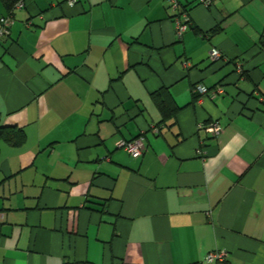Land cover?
Segmentation results:
<instances>
[{"label":"crops","instance_id":"1","mask_svg":"<svg viewBox=\"0 0 264 264\" xmlns=\"http://www.w3.org/2000/svg\"><path fill=\"white\" fill-rule=\"evenodd\" d=\"M176 2L0 0V264H264V0Z\"/></svg>","mask_w":264,"mask_h":264},{"label":"built area","instance_id":"2","mask_svg":"<svg viewBox=\"0 0 264 264\" xmlns=\"http://www.w3.org/2000/svg\"><path fill=\"white\" fill-rule=\"evenodd\" d=\"M75 2V0H68V3L72 5ZM201 3L204 5H209L210 0H200ZM23 5L22 1L18 2L16 4V7H21ZM171 6L173 7H178V3L176 0H171ZM188 16L187 15H181L176 17L175 21V33L176 37L180 38L183 34V32L187 29V24H188ZM12 23V17L9 15L1 16L0 17V36H4L5 34L8 33V27ZM222 55L221 51L217 48H212L209 52V56L212 60H216L220 58ZM238 71L242 70V64L237 63L236 65ZM194 91L198 92L200 94L204 93H209L212 94L213 91L209 90L207 87H205L202 84H197L194 87ZM215 92H222V87L217 86L215 89ZM205 132L211 134L212 136H217L221 131H222V126L217 123V122H211L208 124H205L202 126ZM154 131L157 132L156 128H153ZM116 146L118 148L124 149L130 156L134 158H139L142 156L144 150H145V136L144 133H140L136 137L130 139V140H125V139H119L116 143ZM103 159H107V157H102ZM227 252L225 250H216V251H211L208 252L204 259L209 262H222L226 260Z\"/></svg>","mask_w":264,"mask_h":264},{"label":"trees","instance_id":"3","mask_svg":"<svg viewBox=\"0 0 264 264\" xmlns=\"http://www.w3.org/2000/svg\"><path fill=\"white\" fill-rule=\"evenodd\" d=\"M22 0H1L3 6L8 10V12H13L16 8V4ZM154 101L163 116V121L173 117L176 112L175 106H170L172 101L170 100V95L166 91H157L153 94ZM169 101V102H168ZM170 104V105H169ZM7 136V140L13 144L16 139L19 141L23 138V132L21 129H16L15 127H0V136Z\"/></svg>","mask_w":264,"mask_h":264}]
</instances>
